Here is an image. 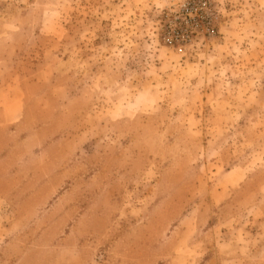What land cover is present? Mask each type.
<instances>
[{"label":"rangeland","instance_id":"1","mask_svg":"<svg viewBox=\"0 0 264 264\" xmlns=\"http://www.w3.org/2000/svg\"><path fill=\"white\" fill-rule=\"evenodd\" d=\"M211 1L218 34L177 47L151 0H41L62 9L53 26L0 0V26L20 28L0 41V89L20 95L0 128V264H43L59 215L107 194L110 220L158 226L164 259L205 216L264 264V0Z\"/></svg>","mask_w":264,"mask_h":264},{"label":"crops","instance_id":"2","mask_svg":"<svg viewBox=\"0 0 264 264\" xmlns=\"http://www.w3.org/2000/svg\"><path fill=\"white\" fill-rule=\"evenodd\" d=\"M16 84L19 85V81L5 84L9 90L0 89V99L16 102L12 110L8 107L13 105L8 104L6 109L0 107V128L18 120L20 95ZM66 193L68 195V191ZM108 196L99 198L97 195L90 204L82 203L83 214L76 219L69 220L71 212L59 215L50 229L65 231L53 241L44 239L43 264H250L258 259L257 256H244L237 228L228 232L225 222L211 225L205 222V216L194 224L191 219L186 223L182 220L172 229L167 246L170 254L164 259L158 226L146 221L110 220L109 216L118 208H110L109 201H113H108ZM99 201L104 207L98 205ZM60 203L62 205L61 200ZM73 208L76 212L80 207ZM212 230L214 243L209 241ZM184 238L185 245L182 244ZM261 258L264 260V254Z\"/></svg>","mask_w":264,"mask_h":264},{"label":"built area","instance_id":"3","mask_svg":"<svg viewBox=\"0 0 264 264\" xmlns=\"http://www.w3.org/2000/svg\"><path fill=\"white\" fill-rule=\"evenodd\" d=\"M218 15L211 0H183L178 10L164 9L159 31L171 46H197L218 34Z\"/></svg>","mask_w":264,"mask_h":264},{"label":"clouds","instance_id":"4","mask_svg":"<svg viewBox=\"0 0 264 264\" xmlns=\"http://www.w3.org/2000/svg\"><path fill=\"white\" fill-rule=\"evenodd\" d=\"M182 5L183 0H151L150 10L155 9L156 13L159 14L166 8L178 10ZM33 11L41 18L42 26L44 24L53 26L62 19V9L59 7L45 9L41 0H33ZM45 11L48 12L46 17L43 15ZM19 30V25L14 21H9L0 26V41L8 40L10 42Z\"/></svg>","mask_w":264,"mask_h":264}]
</instances>
